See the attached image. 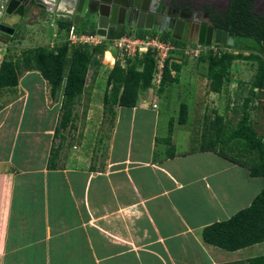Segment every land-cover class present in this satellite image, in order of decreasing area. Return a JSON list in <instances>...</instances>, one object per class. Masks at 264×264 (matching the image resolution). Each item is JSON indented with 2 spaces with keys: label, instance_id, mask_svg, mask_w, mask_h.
Here are the masks:
<instances>
[{
  "label": "crops",
  "instance_id": "obj_1",
  "mask_svg": "<svg viewBox=\"0 0 264 264\" xmlns=\"http://www.w3.org/2000/svg\"><path fill=\"white\" fill-rule=\"evenodd\" d=\"M48 1L45 8L37 0L23 21L11 22L16 25L13 34H0L1 52L11 44L17 51L74 47L66 40V24H73L76 1ZM87 19L85 14L74 25L77 32L95 31ZM43 20H48V29L39 27ZM110 29L102 43L105 50L96 58L100 65L88 72L66 124L61 123L62 89L51 96L37 71L23 72L14 88L0 92V264L247 263L248 256H225L252 246L230 252L206 243L202 230L248 207L264 188L259 181L263 176L253 177L248 167L231 160L238 157L234 150H224L231 159L218 153L224 142L216 141L214 132H230L228 144L245 122L264 137L256 116L264 96L254 90L246 107H218L216 96L226 89L214 93L208 88L201 98L197 83H182L185 64H193L205 70L202 78L208 87L207 63L172 59L170 75L178 81L168 86H181L187 94V103L177 100L178 110L180 104L187 107L184 123L163 116L168 86L158 94L156 79L138 95L135 106L105 105L107 74L120 61L108 38ZM121 29L122 36L163 38L155 31L112 28ZM172 63L179 65L178 72ZM185 76L187 83L199 77ZM196 120L201 125L207 120V144L193 138Z\"/></svg>",
  "mask_w": 264,
  "mask_h": 264
},
{
  "label": "trees",
  "instance_id": "obj_2",
  "mask_svg": "<svg viewBox=\"0 0 264 264\" xmlns=\"http://www.w3.org/2000/svg\"><path fill=\"white\" fill-rule=\"evenodd\" d=\"M251 0H234L227 7L228 16L224 29L234 33L237 37L253 39L264 49V19H257L250 11ZM72 23L66 24L68 27ZM262 27V28H261ZM94 29L90 33H94ZM123 30L114 31L112 28L108 38H119ZM163 40H170L176 46L185 45L177 39L163 36ZM227 48H230L226 46ZM237 51L246 50L244 47H232ZM104 45L89 47L78 45L71 47L67 44L56 48L39 46L28 48L21 52L20 58L16 60L4 59L0 62V92L3 89L14 88L18 83L19 75L26 71H37L48 83L51 96H55L62 89V125L68 122L71 115V107L75 99L82 93L88 72L100 65L96 58L103 54ZM250 56V55H249ZM240 53L233 54L225 52L220 56L212 55L204 62L207 63L206 78L208 80L209 91L219 93L223 85L228 80L229 70L232 61L242 58ZM254 58V57H252ZM255 59V58H254ZM168 57L165 60L160 81L158 82L157 93L160 94L168 85L178 81L177 76L170 75ZM256 72L250 85L251 91L264 93V58H258ZM202 61V60H201ZM176 72L179 65L172 63ZM155 74V61L150 52L136 55L133 59L126 61L125 67H121L115 62L112 69L107 74V85L109 91L104 95L105 105H121L127 107L135 106L138 95L153 86ZM256 94V95H257ZM264 96V95H263ZM258 97V96H257ZM245 100L244 107L249 103ZM179 123H184L187 116V107L181 104L179 108ZM246 116V115H245ZM171 126V124L169 125ZM215 128V140L226 141L223 136V129ZM208 131V130H206ZM236 138L247 141L250 154H245L242 161L241 152H237V159H231L224 152L222 145L218 152L221 156L231 159L248 167L249 173L253 177H264V141L263 137L249 125L243 122L233 131ZM205 133V132H204ZM202 133V140L206 139V134ZM204 148V147H203ZM239 151V150H238ZM240 154V155H239ZM243 154V152H242ZM253 156H252V155ZM240 156V158H239ZM248 157V159H246ZM202 238L206 243L217 246L221 249L234 252L259 243L264 242V188L253 198L250 205L233 214L224 221L212 223L202 230ZM249 264H263V257H253L248 259Z\"/></svg>",
  "mask_w": 264,
  "mask_h": 264
},
{
  "label": "rangeland",
  "instance_id": "obj_3",
  "mask_svg": "<svg viewBox=\"0 0 264 264\" xmlns=\"http://www.w3.org/2000/svg\"><path fill=\"white\" fill-rule=\"evenodd\" d=\"M11 22H12V20H9V19L2 21V23L5 24L6 26H12L14 23H11ZM82 26H83V20L79 24V27H82ZM39 27L42 28V29H48V27H49L48 20L39 21ZM19 29L20 28L15 29V33H17L19 31ZM1 44L2 43L0 42V47H2ZM26 44L30 45V44H33V43L27 41ZM245 44L249 45V49L248 50H250L251 48H254V50L251 49L252 53L245 52V51L234 50L232 48L233 46L228 48V50H225L226 52H231L233 54L240 53V55H243V57L240 58V59L232 61V65H233L232 68H231L232 72H231L230 76L228 77V80L225 82L226 85L223 87V90L224 89H226V90L224 92H222L221 94H219L218 97L216 96L217 105H219L218 107H227L229 105L230 106L233 105V106H241L242 107L244 105V100H246L248 98L249 94H254L255 93L254 91H251L250 85L252 84L253 77H254V74L256 72V67H257L256 57H258V58L262 57L263 58L264 54L262 52H259L258 49H256L258 47L254 46L256 43H255V41L253 39H249V38H246V37H237V38H235L234 45L237 48H240V47H244L245 48ZM14 49H16L14 44L13 45L11 44V48H7V50L5 52H1V51H4L1 48L0 49V61H2L4 59L16 60V59L20 58L22 51L21 50L17 51V50H14ZM248 53L250 54V56H247ZM212 55H213L212 52L203 53L198 59H190L188 56L183 55L182 52H180L178 50H173L168 55V59H169L168 63H170V61L172 59H186L187 63H191L192 62L191 60H198V61L199 60L200 61L204 60V61H206L208 59V57L212 56ZM252 57H254L255 59L252 58ZM185 65L186 66H184V67H187V68L184 69V72L181 73V76H184V78H183L184 81H182L183 86H186V84L187 85L189 84V86H190L191 84L193 85V84L197 83L198 84L197 88L200 89V97L203 98L205 95H204V92H202V91H206V89H208L207 84H205L204 78H202V76L203 77L205 76L204 75L205 70H203V68L201 70V68H197L195 66H191L193 64H189L190 67L187 66L188 64H185ZM192 74H193V76H199V77H197L196 81L194 80L193 83L192 82L187 83L188 78H185L186 77L185 75L191 76ZM200 76H201V78H200ZM180 87H177L176 85H171V86H168L164 90V94H163V109H164L163 111H164V113H163V116H165V118H167L169 116H175V117H177V120H178V118H179V116H178L179 115V110L177 109V100H180V101H183V102H186V103L188 102V98L185 96L186 93ZM183 89L185 90V87H183ZM256 93H257V90H256ZM260 93H261V98H262V96L264 94L262 92H260ZM206 99H208V97L203 99V100L205 101ZM202 104L208 105L206 102H203ZM256 116H257L258 122L260 123L258 125L259 126V131L264 134V121H263L264 120L263 119V117H264V103H262L260 111L258 110ZM197 121H200V120H196V122L193 124L194 126H193L192 131H191V133L193 135V138L194 139L201 138V142H203L204 144H207L208 139L207 140L206 139L202 140V133L205 132L204 134L207 135V131H206L207 130L206 127L208 125L207 124V120L204 122L203 125L197 123ZM169 134H170V131H169ZM229 134H230V132H228V134L227 133L223 134L225 136L224 138H229V136H230ZM176 135L177 134H175V139H176ZM231 139H232V141H230L228 144H224L226 141H223L224 142L223 145L225 146L224 150L226 152L227 151L230 152L231 150H234V153H237V152L240 153L241 152V154H242V152H244V150H245V148H243L244 147L243 145L246 144L245 147H247V141H240L241 139H238L236 137L231 138ZM236 142H237V144H235ZM221 147L222 146H220L219 148L221 149ZM243 154H250V153L247 150ZM246 159H248V157ZM259 181H264V179L260 178ZM247 188H248V192H252L253 191L251 189V186H248ZM263 255H264V242L261 243L260 245L252 246V247H250L248 249H245V250H243L240 253L228 254L225 257H226V260H235V259L243 258L245 256L253 258V257H259V256L262 257ZM242 262H244V261H242ZM233 263L234 262H231L230 264H233ZM244 264H249V263L247 262V263H244Z\"/></svg>",
  "mask_w": 264,
  "mask_h": 264
},
{
  "label": "water",
  "instance_id": "obj_4",
  "mask_svg": "<svg viewBox=\"0 0 264 264\" xmlns=\"http://www.w3.org/2000/svg\"><path fill=\"white\" fill-rule=\"evenodd\" d=\"M76 6L73 17V25L77 26L79 19L87 15L89 26L95 27V33L106 36L110 28L118 26L131 27L139 30H152L160 28L167 30L171 36L180 39L184 30V18L171 19L169 22H154L155 13L153 6L132 0H75ZM37 0H0V34L9 38L16 25L6 26L3 20H16L24 17ZM158 17V16H157ZM190 21V20H189ZM188 32L189 43H202L209 45L212 39L216 43L225 44L228 47L233 45L234 34L225 31H215L213 28L200 26L195 21H190Z\"/></svg>",
  "mask_w": 264,
  "mask_h": 264
},
{
  "label": "built area",
  "instance_id": "obj_5",
  "mask_svg": "<svg viewBox=\"0 0 264 264\" xmlns=\"http://www.w3.org/2000/svg\"><path fill=\"white\" fill-rule=\"evenodd\" d=\"M46 6L49 5L48 0H43ZM50 8L47 7V10ZM50 13H52L50 9ZM53 25V23L51 24ZM104 36L94 33H80L76 31V27L72 24L67 29L66 40L71 46L86 45L89 47H96L102 45ZM111 44L119 51L121 67H125L126 61L133 59L136 55L150 52L155 61L154 81H160L165 60L169 53L173 50L182 52L183 55L190 59H198L203 53L212 52L213 56H220L228 50L225 44L211 42V44L189 43L185 46H176L170 40H162L155 36L138 37L135 34L124 35L119 38L110 40ZM51 48V47H50ZM156 79V80H155ZM156 105L153 104V108Z\"/></svg>",
  "mask_w": 264,
  "mask_h": 264
},
{
  "label": "flooded vegetation",
  "instance_id": "obj_6",
  "mask_svg": "<svg viewBox=\"0 0 264 264\" xmlns=\"http://www.w3.org/2000/svg\"><path fill=\"white\" fill-rule=\"evenodd\" d=\"M132 1L133 2L137 1L141 4L144 1V3L153 6L154 12H156L155 17L153 19V23L162 22L163 20L165 25V22L166 21L169 22L171 19L184 18L185 24H184L183 35L180 39L177 40L180 41L181 43H184L185 45L189 44L188 32L191 25L190 21L192 20L197 22L199 24V27L205 26V27L213 28V33L217 30L225 31L227 33H232L224 29V24L228 19L227 18L228 16L226 15V13H228L227 7H229V5L234 0H132ZM250 7H251L250 8L251 13L258 20L264 19V0H251ZM26 15L27 14H25L24 17L21 18L22 21L24 18H26L25 17ZM136 31H140V30L136 29ZM148 31L149 32L155 31L156 33L163 36L164 35L167 36V33H170L167 30L161 31L160 28H152V30H146L145 32ZM171 37L172 36L170 33L169 38ZM235 38H237V36L234 34L233 45L235 43ZM213 42L214 40L212 39V43ZM255 43L256 44L253 45L258 47L256 49H258L259 52H262L264 54L262 42L260 44H258L257 42ZM245 49H246L244 50L245 52H250V53H252V50H254V48H251L252 50L251 49L248 50L249 45L246 44H245ZM249 55L250 54L248 53L247 56Z\"/></svg>",
  "mask_w": 264,
  "mask_h": 264
},
{
  "label": "bare ground",
  "instance_id": "obj_7",
  "mask_svg": "<svg viewBox=\"0 0 264 264\" xmlns=\"http://www.w3.org/2000/svg\"><path fill=\"white\" fill-rule=\"evenodd\" d=\"M106 59L109 60V61L111 59L108 53H106Z\"/></svg>",
  "mask_w": 264,
  "mask_h": 264
}]
</instances>
